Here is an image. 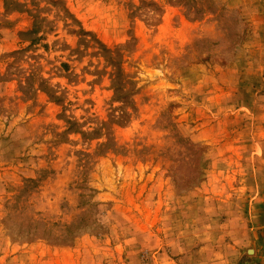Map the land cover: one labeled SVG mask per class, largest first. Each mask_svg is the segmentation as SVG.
<instances>
[{
    "label": "rangeland",
    "instance_id": "rangeland-1",
    "mask_svg": "<svg viewBox=\"0 0 264 264\" xmlns=\"http://www.w3.org/2000/svg\"><path fill=\"white\" fill-rule=\"evenodd\" d=\"M0 264H264V0H0Z\"/></svg>",
    "mask_w": 264,
    "mask_h": 264
},
{
    "label": "bare ground",
    "instance_id": "bare-ground-1",
    "mask_svg": "<svg viewBox=\"0 0 264 264\" xmlns=\"http://www.w3.org/2000/svg\"><path fill=\"white\" fill-rule=\"evenodd\" d=\"M250 252H251V250H250Z\"/></svg>",
    "mask_w": 264,
    "mask_h": 264
}]
</instances>
